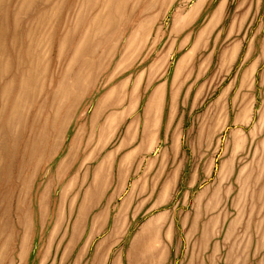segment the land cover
<instances>
[{
    "label": "rangeland",
    "instance_id": "1",
    "mask_svg": "<svg viewBox=\"0 0 264 264\" xmlns=\"http://www.w3.org/2000/svg\"><path fill=\"white\" fill-rule=\"evenodd\" d=\"M0 264H264V0H0Z\"/></svg>",
    "mask_w": 264,
    "mask_h": 264
}]
</instances>
